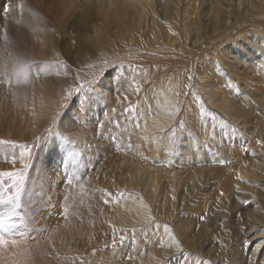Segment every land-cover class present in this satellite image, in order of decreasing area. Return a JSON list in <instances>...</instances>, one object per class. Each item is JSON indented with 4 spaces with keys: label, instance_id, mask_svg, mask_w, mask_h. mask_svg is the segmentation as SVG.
<instances>
[{
    "label": "rangeland",
    "instance_id": "1",
    "mask_svg": "<svg viewBox=\"0 0 264 264\" xmlns=\"http://www.w3.org/2000/svg\"><path fill=\"white\" fill-rule=\"evenodd\" d=\"M129 1L0 0V157L28 169L16 223L37 206L35 238H25L40 264H264L259 186L247 193L237 184L223 201L210 152L198 162L176 149L215 124L196 79L209 80L205 63L227 40L194 48L188 30L200 15L191 0L174 14L162 0H149L154 11L141 0L129 10ZM222 2L232 18L250 8ZM141 6L145 20L134 14ZM249 195L259 201L248 204Z\"/></svg>",
    "mask_w": 264,
    "mask_h": 264
},
{
    "label": "bare ground",
    "instance_id": "2",
    "mask_svg": "<svg viewBox=\"0 0 264 264\" xmlns=\"http://www.w3.org/2000/svg\"><path fill=\"white\" fill-rule=\"evenodd\" d=\"M141 1L144 4L148 3V7H150L152 11H154L153 1ZM141 1H129L128 3H131L128 5V8H130L129 10H132L135 6L138 7V4L141 3ZM178 1L179 0H162L161 3L163 4L166 10L165 14L177 13L176 4H178ZM191 1L195 3L194 10L198 11L199 9L200 15V22L190 23V27L188 30V34L194 40V48L200 50L203 49L204 46L209 45V49L211 50L217 47L211 44V42L217 41L218 43H221L224 40H227V42L224 46V50L217 49L212 55V57L208 58L205 63L207 72L209 70H211L212 72V76L208 73L209 80L206 82V77L204 78L198 73L196 79L197 87L199 89H202V93H205L206 95L208 94V97L210 98L209 100H207V104L211 105L210 109L214 107L213 113L210 114L215 115V124L214 126L212 125L213 120L211 119V121H209L210 125H208V129H204V133L206 134H204L202 131H199L198 134H194L195 132H193V138H191L190 140L188 137L186 138L185 136L186 140L189 141L177 146L176 149H178L177 151H179L183 157H185L187 153L192 154L193 156H195L194 159H196V161L198 162H204V160L206 161V156H203L204 149H206L207 152H210L209 156L208 153H204L208 156L207 161L210 162H208L210 164V168L209 166H206V168H208L214 178H216V180L213 179L217 182L218 185H216L218 189L215 187V190L217 189L216 195L221 196L222 194L223 201H227L230 198L229 189L233 186L235 188L236 186H238L237 184L243 185L242 188L245 189L246 192H251L252 190L254 191L255 189H253V187L255 188V185H257L256 187H259L256 191H259L258 193H261V191L262 193H264V131L259 130L261 126L264 125V107L260 106L261 104H264V2L263 0L262 2H259L257 0H249L248 5L250 4V8L246 7V9L242 11H236L234 13L235 16L232 18V13L230 9L228 10L229 6L227 8L222 2V0ZM229 1L230 0H228V2ZM257 2L259 3V5ZM113 3L114 2H112V4ZM200 3H202L201 8H203L204 6L208 8L200 9ZM231 6L230 8H232ZM259 6H261L260 11L258 9ZM141 8L142 6L140 8H137L136 11H134V14H138L137 17L139 20H145L150 14V9L146 8V10H144ZM227 20H230L229 24L226 23ZM159 25H162V22H160V24H156L155 26L151 24L150 28H152V30H155ZM166 49L167 48L163 49V51H165ZM218 63L222 65V69L218 68ZM237 75H244L245 77H237ZM212 77L215 78V83L212 81ZM219 79L220 82L224 85L222 88H216ZM238 80L244 81L243 89H241L240 87L235 88V83ZM255 96H259L260 98H256ZM202 107L206 106L202 105ZM203 112L204 111L200 112V125L198 123L199 120L196 118V122L199 125L197 129L199 128V130L203 128ZM203 115V117H205V113H203ZM209 122L207 123L205 121L206 124H209ZM251 122H253V124ZM250 125L252 127H250ZM212 126L214 128H212ZM1 146H3L4 148V145ZM4 158L0 157V264H40V261L37 260V253H34L31 250L29 243L26 241L27 239L25 238H29L31 235H33V239L35 238V235L32 232L34 231L33 220L38 218L39 216V214H37L39 213V211L36 210L37 206H32L31 204H29V208L25 207L22 209V212H18V214L20 215V221L22 223H16L17 210L14 211V207L19 206V204L21 203L20 194L24 190L23 181L26 177L28 169H26L25 166H23V169L21 166L5 167L3 164ZM21 159L23 160V158ZM22 164L23 162L21 163V165ZM28 164H30V162ZM197 171L195 170V172ZM199 171H201V169H199ZM195 175L197 177V173ZM199 175L201 176V174ZM209 176L207 177L210 179L212 176ZM246 182L248 184H244ZM236 189L240 190V187ZM24 191L26 192V190ZM233 194H235L234 191L232 193V196ZM255 194L252 193V195ZM242 196H245V194H243ZM258 196L252 198L249 195V197H251L252 199H249L247 203L251 204L252 202V205H254L256 202L259 201L258 199H256ZM213 197H215V195ZM213 201L216 200L213 199ZM237 202H239V200ZM241 203H243V201ZM238 206H240V203H238ZM258 206V208H254L253 206L251 207H253L254 211L257 212L258 210H260L259 208L262 207L261 210L264 211V203L262 204L259 201ZM232 210L233 209H230L231 212ZM30 212L34 214L32 215ZM29 213L32 216L28 217V220L25 216ZM250 213L252 214V212ZM243 221L245 222V220ZM255 221H257V219ZM261 221L263 220L261 219ZM262 232H264L263 229ZM51 237H47V245L45 241L43 242L42 247L44 252H47V247H49L50 244H53V239H51ZM262 251L260 252L261 254L264 252Z\"/></svg>",
    "mask_w": 264,
    "mask_h": 264
}]
</instances>
